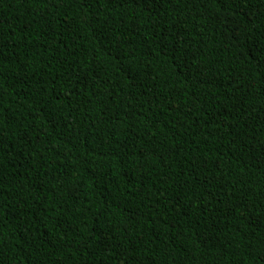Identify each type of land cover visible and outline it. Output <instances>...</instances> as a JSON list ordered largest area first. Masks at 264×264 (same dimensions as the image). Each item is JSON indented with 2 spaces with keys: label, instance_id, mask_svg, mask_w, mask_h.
Masks as SVG:
<instances>
[{
  "label": "trees",
  "instance_id": "obj_1",
  "mask_svg": "<svg viewBox=\"0 0 264 264\" xmlns=\"http://www.w3.org/2000/svg\"><path fill=\"white\" fill-rule=\"evenodd\" d=\"M264 0H0V264H264Z\"/></svg>",
  "mask_w": 264,
  "mask_h": 264
},
{
  "label": "snow or ice",
  "instance_id": "obj_2",
  "mask_svg": "<svg viewBox=\"0 0 264 264\" xmlns=\"http://www.w3.org/2000/svg\"><path fill=\"white\" fill-rule=\"evenodd\" d=\"M261 59H264V56H262Z\"/></svg>",
  "mask_w": 264,
  "mask_h": 264
}]
</instances>
